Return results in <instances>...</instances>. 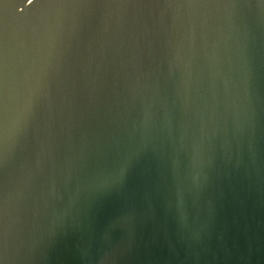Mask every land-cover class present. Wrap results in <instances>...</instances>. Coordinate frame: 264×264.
<instances>
[{"label":"water","instance_id":"95a60500","mask_svg":"<svg viewBox=\"0 0 264 264\" xmlns=\"http://www.w3.org/2000/svg\"><path fill=\"white\" fill-rule=\"evenodd\" d=\"M0 256L264 264V0H0Z\"/></svg>","mask_w":264,"mask_h":264},{"label":"snow or ice","instance_id":"6c2138e0","mask_svg":"<svg viewBox=\"0 0 264 264\" xmlns=\"http://www.w3.org/2000/svg\"><path fill=\"white\" fill-rule=\"evenodd\" d=\"M126 168L127 165L122 164L113 175L101 178L95 184L96 190L101 193L107 191L113 184H122L126 178ZM0 264H4L2 256H0Z\"/></svg>","mask_w":264,"mask_h":264}]
</instances>
